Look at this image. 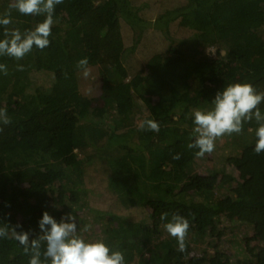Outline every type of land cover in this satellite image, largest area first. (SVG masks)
Wrapping results in <instances>:
<instances>
[{"label": "trees", "instance_id": "16d2710c", "mask_svg": "<svg viewBox=\"0 0 264 264\" xmlns=\"http://www.w3.org/2000/svg\"><path fill=\"white\" fill-rule=\"evenodd\" d=\"M158 1H151L152 8ZM167 1L171 7L158 13L154 26L169 44L150 57L144 70L129 72L121 26L125 21L144 31L148 20L141 13L151 11L145 2L63 0L55 9L49 46L33 47L22 59L47 74L50 85L23 79L15 87L0 72V108L11 119L0 124V226L7 224L11 232L21 224L17 231H28L31 240L41 234L38 222L44 211L58 221L69 213L80 217L82 210L94 211L87 205L85 166L102 160L118 200L151 211L133 221L95 210L93 220L80 218L91 229L101 223L94 234L81 233L86 239H105L122 251L126 264H233L218 248L212 254L192 253L191 241L206 233L221 235L224 221L238 218L251 224L257 244L249 243L248 256L235 264H264V152L254 151L256 121L243 123L240 134L252 130L254 140L231 157L239 175L230 196L216 195L219 172L198 173V149L187 147L193 139V111L213 108L218 91L241 82L264 92V0ZM10 2L0 0V15L9 11ZM44 18L12 9L8 27L24 32ZM171 23L190 33L173 38ZM3 34L0 26V39ZM209 47H217L216 56L206 53ZM85 57L87 67L100 72L101 114L79 89L78 62ZM14 59L0 56V64L8 69ZM140 106L147 114L136 121ZM259 108L264 113V103ZM144 119L156 120L159 132L140 130ZM175 153L181 154L179 160L172 158ZM162 213L189 220L185 252L165 230ZM28 261L18 241L0 238V264Z\"/></svg>", "mask_w": 264, "mask_h": 264}, {"label": "clouds", "instance_id": "9594fccd", "mask_svg": "<svg viewBox=\"0 0 264 264\" xmlns=\"http://www.w3.org/2000/svg\"><path fill=\"white\" fill-rule=\"evenodd\" d=\"M63 0H11L6 11L0 15V26L4 27V38L0 39V56H8L16 60H22L29 54L33 47L40 50L50 44L49 37L52 34L54 13L56 6ZM15 9L25 16H40L45 18L38 22L33 29L21 32L19 29L9 30L12 24L11 10ZM88 59L82 58L78 67L88 74ZM24 66L18 64L17 69L23 71ZM0 72L7 75V66L0 64ZM264 103V92H258L251 83L236 82L228 84L222 91H218L211 109H195L193 111L194 125L192 142L187 145L189 149H198L195 153L203 157L215 149L217 138L233 133L240 134L243 123L253 119L258 127L255 130L256 154L264 152V113L259 106ZM11 119L7 110L0 108V124L8 125ZM140 130L159 132L160 125L154 119H144L139 122ZM0 131L3 128L0 127ZM175 160L181 158L180 153L172 157ZM160 219L167 233L178 241V251L185 252L186 236L190 227L189 220L179 213H174L169 219L168 213H162ZM41 234L38 238L29 239L28 231L22 229L21 224L11 227L0 226V238L15 239L23 246L25 255L29 256L28 264H126L122 251L111 248L105 239H86L81 233L91 229V225H85L78 230L77 217L72 213L66 214L58 221L48 211H44L39 220ZM42 242L45 247L42 251Z\"/></svg>", "mask_w": 264, "mask_h": 264}, {"label": "rangeland", "instance_id": "374dc122", "mask_svg": "<svg viewBox=\"0 0 264 264\" xmlns=\"http://www.w3.org/2000/svg\"><path fill=\"white\" fill-rule=\"evenodd\" d=\"M137 4H146V8L150 9L149 13L143 11L141 16H145L148 20L145 27L142 29L133 28L125 21H122V34L126 46V52L124 54V62L131 74L137 70L146 69L147 63L153 54L164 52L169 44V40L165 37L164 33L156 28L155 22L158 20L156 16L158 13L171 7L167 0L158 1L152 8V0H136ZM171 1V0H170ZM151 19V20H150ZM144 25V24H143ZM142 25V26H143ZM165 29V28H164ZM171 36L175 39L185 37L190 33V30L180 28L171 23L170 25ZM264 36V29L261 30ZM138 39V41H137ZM217 47H209L206 49V53L210 56H216ZM224 53V50L222 51ZM23 65V71L17 69V65ZM88 74H84V70L81 69L78 72V85L80 92L93 101V110L96 114H101L104 102L102 99V90L100 86V72L97 67H87ZM7 77L10 80L12 86H18L23 79H29L31 85H50V78L47 74L38 73L31 69L29 65L23 60L14 59L7 69ZM30 87H27L28 90ZM147 114V110L143 106L138 108L135 114V120H138V116ZM252 130H249L245 134H231L224 135L217 138L215 141V149L210 154H205L203 157H199L196 161L195 169L200 174H207L213 171L219 172V183L216 186L215 193L217 196L226 197L232 195L231 186L236 183V178L239 172L234 168L231 162V157L238 155L242 152L245 145L252 142L254 137ZM8 145V143H6ZM158 154L160 152L157 150ZM155 153V152H153ZM110 175V169L106 163L102 160H95L85 166V181L88 188V207L94 211L82 210L80 217H77L78 226L80 229L84 226L81 223L80 218L87 216L88 219H92L98 215L95 210L116 213L126 216L128 219L138 221L146 217L147 213L151 210L143 207H127L123 205L112 192L108 186V179ZM149 220V218H147ZM101 223L95 222L89 234H94L100 228ZM223 231L221 235L212 232L206 233L203 236L193 238L192 253L206 252L212 254L218 248L227 256L230 257V261L235 264L237 259H245L250 251L249 243L251 246L257 244L252 240V226L251 224L241 221L238 218L226 219L221 225ZM165 235V233L163 234Z\"/></svg>", "mask_w": 264, "mask_h": 264}]
</instances>
